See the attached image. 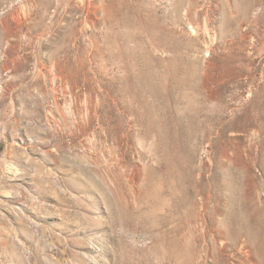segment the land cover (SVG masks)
Instances as JSON below:
<instances>
[{
  "label": "rangeland",
  "instance_id": "1",
  "mask_svg": "<svg viewBox=\"0 0 264 264\" xmlns=\"http://www.w3.org/2000/svg\"><path fill=\"white\" fill-rule=\"evenodd\" d=\"M0 264H264V0H0Z\"/></svg>",
  "mask_w": 264,
  "mask_h": 264
}]
</instances>
